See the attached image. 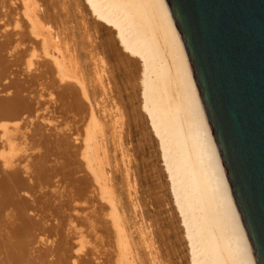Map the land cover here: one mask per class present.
<instances>
[{
  "label": "bare ground",
  "instance_id": "6f19581e",
  "mask_svg": "<svg viewBox=\"0 0 264 264\" xmlns=\"http://www.w3.org/2000/svg\"><path fill=\"white\" fill-rule=\"evenodd\" d=\"M82 1L93 32L76 0H0V264H184V257L188 264H255L165 0ZM71 15L80 27L70 25ZM103 28L110 34L104 41ZM75 34L92 78L63 51ZM115 73L123 76L124 97ZM110 90L117 101L106 115H114L125 173L120 190L98 102ZM136 90L181 224L182 257L159 211L149 224L140 211L125 138L130 122L140 121ZM147 190L148 204H164L155 197L161 191ZM124 206L136 210L138 221L130 220L144 235L137 243Z\"/></svg>",
  "mask_w": 264,
  "mask_h": 264
},
{
  "label": "water",
  "instance_id": "95a60500",
  "mask_svg": "<svg viewBox=\"0 0 264 264\" xmlns=\"http://www.w3.org/2000/svg\"><path fill=\"white\" fill-rule=\"evenodd\" d=\"M255 264H264V0H165Z\"/></svg>",
  "mask_w": 264,
  "mask_h": 264
},
{
  "label": "rangeland",
  "instance_id": "374dc122",
  "mask_svg": "<svg viewBox=\"0 0 264 264\" xmlns=\"http://www.w3.org/2000/svg\"><path fill=\"white\" fill-rule=\"evenodd\" d=\"M76 2L79 5V9L82 11L83 14L86 15V20L89 21V30L90 32H93V28L94 25L92 23V17H89L88 13H87V9L85 8V5L83 3L82 0H76ZM70 9V8H68ZM73 11H70V14H72ZM80 16V15H79ZM70 19H72L70 25H77L79 26L80 23V18H79V22L77 20V18L75 17V15H71ZM100 34H101V40H105V38L109 37L110 34L108 32L107 29H100ZM71 36V35H70ZM69 36V37H70ZM73 37L70 39L69 44L70 46H67L66 44H64L62 42V48L63 51L65 52V54L67 53L68 55H76V62L79 65V67H81L83 75L87 76V78H92V74L90 71V61H88L89 57L86 55V51L85 49H83L80 46V39L78 37L77 34L72 35ZM115 39V38H114ZM116 40V39H115ZM83 41V39H82ZM86 44V41H85ZM118 50H116V52L119 54L120 57H124V54L117 42L115 41V46ZM122 52L121 53H119ZM66 54V55H67ZM105 60L108 62L109 66L111 65V67L114 69V60L112 57L107 56L105 58ZM89 69V70H88ZM114 74V72H113ZM116 74V73H115ZM94 81L98 80L96 79L97 77L94 76ZM96 83V82H95ZM95 83L93 84V86H95ZM113 84L117 85L118 89H119V93L122 97L126 96V91H124V83H123V76L122 74H116L115 75V80L114 82H112ZM110 97L107 99V102H104L102 98V95H98V102L100 104V109H101V114L104 116V123H106L109 127L106 129L109 136V143H108V154L110 157V168H111V174L112 176L115 178V186L119 188H124V184H123V177L125 175L124 173V166L121 162L122 159V155L120 153V151L118 150L117 144L115 142V134L112 133L113 129H111V125L113 124V116H107V110L110 109L111 112L112 107L114 106V103L117 101L116 99V95L112 93V91L110 90L109 93ZM140 94L139 91L136 90L135 92V99H134V105L137 107L136 108V115L138 116V119L140 120L138 123L131 121L129 126H128V136H126L125 138H127L126 141L129 142L128 146H126L127 148L131 149V153H133V166H132V170L136 173L137 175V180H138V186L137 189L139 191V196H140V202L142 204V206L140 207V211H142L141 214H143L142 216L145 217L146 219V224H149L151 222V220H153V216L150 217V215H152V212L155 211H159V214L157 215V217L159 219H162L161 221V225L164 227L163 230H166L167 234L173 238V236H175L176 240L173 238V240L175 241V243L173 244V248L177 249L176 255H178V257H182L183 255L185 256L187 254V249H186V245L184 243V240L182 238V232H181V224L178 221L177 215H175L174 211V207H173V203L171 201V196H170V191H168V185H167V177L166 174L164 172L163 169V163L162 160L160 158V153H159V148L157 145V140L156 138L153 136L150 126H149V122L146 119V116L144 115V113L142 112L141 108H140ZM99 107V106H98ZM109 113V112H108ZM138 124V125H136ZM115 126H117V124H115ZM111 137V139H110ZM145 139L144 141H142V139ZM138 142H142L143 146L140 150H138L137 147V143ZM132 171V172H133ZM159 187V188H158ZM147 188H150L154 190L151 192H158L161 191L160 193H157L155 195V197H163L164 200V204L160 207H156L155 205L152 204H148L147 201L149 200L148 193L149 191L147 190ZM120 190V189H119ZM124 198L123 202H126V198L124 196H122ZM150 197H153V195H151ZM144 198V199H143ZM146 203V204H145ZM173 207V208H172ZM124 212L126 217L128 218L129 221V227H130V231L132 232V237L134 239V241L137 243L138 240L143 239L144 235L141 234L139 231V226L140 224L136 223L132 226V222L130 220L131 217H134L133 220L138 221V218L135 217L136 214V210L132 209V207H125L124 206ZM140 222V221H139ZM170 222L173 226V229L168 231L169 229L167 228L166 224ZM144 224V223H143ZM139 232V234H138ZM140 244H142V241H140ZM145 244H143V248ZM139 248V255L140 257L143 256L142 252H144L143 250L141 251V247L138 245ZM180 253V254H179ZM178 257L174 258L175 262H180L181 259ZM188 257L185 261V257H184V264H188ZM186 262V263H185Z\"/></svg>",
  "mask_w": 264,
  "mask_h": 264
}]
</instances>
